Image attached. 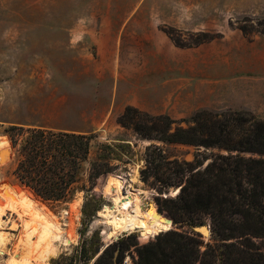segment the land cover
<instances>
[{"label":"rangeland","instance_id":"374dc122","mask_svg":"<svg viewBox=\"0 0 264 264\" xmlns=\"http://www.w3.org/2000/svg\"><path fill=\"white\" fill-rule=\"evenodd\" d=\"M95 12L103 16L111 15L113 20L128 18L135 30H143L145 35L158 36L166 42L171 41L175 47L177 46L164 30H175L173 40L186 48L199 47L209 37L218 40L223 35L232 37L235 33L244 35L250 41L264 40V0H0V155L2 151L9 153L5 161L0 160V189L7 186L21 193H30L29 197L36 205L34 212H29L24 207L5 212L0 231L4 226L10 241L8 240L4 254L0 255V264L44 263L41 257L46 250V244L40 242L38 233L30 237L33 227L41 228L44 223L37 216L40 209H45V213L51 216L50 220H54L64 231L63 241L58 243L59 252L44 264H94L110 245L117 243L116 255L126 244L137 242L144 246L155 241L158 235L167 232L151 235L136 231L108 239L103 232H110V228L100 212L106 206L117 211L114 197L117 186L121 185L124 190L140 193L135 199L141 200L144 209L156 204L159 215H168L161 211L160 205L167 198L176 197L178 191L171 188L167 193L161 192L157 189L159 186L153 184V179L149 183L142 180L141 171L145 168L147 148L159 147L170 161L181 162H192L197 153L204 152V149L198 150L192 146L141 137L133 129L119 124V119L125 112L121 116L109 118L105 124L99 126L101 119L94 118L93 115L101 113V109L108 104L107 101H102L101 95L103 90L108 93V86L100 88L99 84L81 76L83 71L79 69H61L59 64L47 63L44 45L38 47L41 40L39 38L27 37L23 39L25 43L22 46H10L13 45L14 38L9 35L13 31L25 30L31 36L52 28L59 29L63 21L72 23L79 18H88ZM247 81L252 82H246L236 91L228 90L221 95L202 92L199 94L197 108L192 109L186 117L143 113L149 117L168 116L180 121L190 119L203 111L249 112L264 120V77ZM249 85L253 87L250 88ZM98 88V94H95V89ZM242 89L245 91L242 92ZM97 98L101 101L96 100ZM169 112L179 114V110L173 105ZM13 125L93 135L88 161L82 164L79 182L67 202L44 203L18 182L14 172L19 158L6 133ZM122 142L129 143L133 149L128 158L121 157L126 165L114 160L116 156L110 151L103 150L105 144L118 145ZM107 153L113 159L110 162V173L101 176L93 187L89 182L92 163ZM100 163L106 165L107 162L103 160ZM135 177L139 183L132 186L131 180ZM3 197L0 196L1 206L6 202ZM84 211L91 212L90 219L84 215ZM177 229L178 225H173L171 230ZM181 230L191 229L183 227ZM123 238L126 242L120 245ZM15 255L20 256L19 261H16ZM127 259L132 264L136 263L135 248L126 251L123 260Z\"/></svg>","mask_w":264,"mask_h":264},{"label":"trees","instance_id":"16d2710c","mask_svg":"<svg viewBox=\"0 0 264 264\" xmlns=\"http://www.w3.org/2000/svg\"><path fill=\"white\" fill-rule=\"evenodd\" d=\"M173 31L164 30L177 47L186 48L173 40ZM119 124L148 140L204 149L192 162H181L170 161L159 147L147 148L142 180L153 179L161 192L178 191L160 205L178 229L144 246L137 242L121 246L119 264L131 248L136 250L135 264H264V120L249 112L203 111L175 121L128 107ZM6 133L19 158L14 172L18 182L44 203L67 202L79 182L82 164L88 161L93 135L16 125ZM103 150L124 165L121 157L133 152L124 142L105 144ZM110 153L92 163L89 182L93 187L110 173ZM103 160L106 165H100ZM90 214L84 211L89 219ZM206 224L212 232L208 243L193 231ZM183 227L191 230L183 231ZM125 242L121 239L120 245ZM116 246H108L94 264H115Z\"/></svg>","mask_w":264,"mask_h":264},{"label":"crops","instance_id":"0c3cea01","mask_svg":"<svg viewBox=\"0 0 264 264\" xmlns=\"http://www.w3.org/2000/svg\"><path fill=\"white\" fill-rule=\"evenodd\" d=\"M112 18L95 12L72 23L63 21L59 29L31 36L25 30L13 31L10 46H22L27 37L39 38V46L37 42L34 45H44L47 63L59 64L61 69H79L83 71L81 76L100 88L108 86V93H101L102 101L108 104L93 115L101 119L99 126L123 115L128 107L153 116L186 117L197 108L202 92L221 95L251 83L248 79L264 77L262 39L250 41L235 33L182 49L171 41L135 30L128 18ZM100 88L95 89V94ZM171 105L179 114L169 112Z\"/></svg>","mask_w":264,"mask_h":264},{"label":"bare ground","instance_id":"6f19581e","mask_svg":"<svg viewBox=\"0 0 264 264\" xmlns=\"http://www.w3.org/2000/svg\"><path fill=\"white\" fill-rule=\"evenodd\" d=\"M7 154L9 153H7L6 151H2L0 155V160L2 162L5 161ZM131 183L133 186L134 184H138L139 181L135 177L131 180ZM29 195L27 193H21L16 189H13L12 187H2L0 189V196H4V200L6 202L4 206L0 205V224L4 223L2 222V220L7 210L17 211L20 207H24L23 209H27L29 212H34V206L36 205L33 204V201L30 199ZM139 195L140 193L134 194L127 189L124 190L121 185L117 186V192L114 197L115 206L118 208L117 211L106 206L104 210L100 212V216L106 220L105 224L110 228V232H103V235H106L108 239L117 238L121 234L133 233L136 231H143L147 234L152 235L162 232H168L172 229L173 225L165 221V216L159 215L156 204H151L149 208L144 209L141 200L135 199V197H139ZM44 210L40 209L37 215L40 217V219L43 220L42 222L44 223L41 224V228L33 227V231L30 233V237L38 233L40 242L42 244H46V250L45 252H43L41 261L47 263L59 252L58 243H62L64 231L57 223L54 222V220H50L51 216L49 217ZM5 231L6 229L3 226L0 231V255L4 254V249L9 240L8 233H6ZM66 246H68L67 242ZM14 258L16 259V261H19L20 256L15 255Z\"/></svg>","mask_w":264,"mask_h":264},{"label":"water","instance_id":"95a60500","mask_svg":"<svg viewBox=\"0 0 264 264\" xmlns=\"http://www.w3.org/2000/svg\"><path fill=\"white\" fill-rule=\"evenodd\" d=\"M164 216H165V221L167 223H170V224L174 225V221L172 220V218H170L168 215H164ZM194 229H195V232L199 233L202 236V239L204 241L206 240V243H208L207 240H209L211 238V235H212L211 225L210 224H206L204 226L195 227ZM118 256H119V254L117 253L115 255V257H114V263L115 264H119L118 263V260H117L118 259Z\"/></svg>","mask_w":264,"mask_h":264},{"label":"built area","instance_id":"2783aa9c","mask_svg":"<svg viewBox=\"0 0 264 264\" xmlns=\"http://www.w3.org/2000/svg\"><path fill=\"white\" fill-rule=\"evenodd\" d=\"M67 214H68V213H67ZM123 264H132V263H130V259H127V260L124 261Z\"/></svg>","mask_w":264,"mask_h":264}]
</instances>
